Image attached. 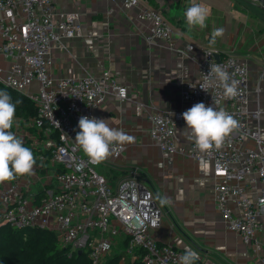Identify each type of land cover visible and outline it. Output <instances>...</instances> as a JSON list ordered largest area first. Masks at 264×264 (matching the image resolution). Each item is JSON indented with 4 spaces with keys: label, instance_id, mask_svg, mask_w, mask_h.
<instances>
[{
    "label": "built area",
    "instance_id": "obj_1",
    "mask_svg": "<svg viewBox=\"0 0 264 264\" xmlns=\"http://www.w3.org/2000/svg\"><path fill=\"white\" fill-rule=\"evenodd\" d=\"M123 2L128 7L141 5L140 0ZM140 16L150 24L146 41L172 44L173 30L160 11L142 8ZM82 36L78 10L58 9L55 0H0V85L24 93L37 110L16 115L11 129L32 150L37 164L33 175L0 184V227L53 230L70 255L86 250L90 264H101L119 238L127 240V253L144 264H179L184 250L151 234L161 225V209L152 190L141 182L139 168L112 182L76 145L81 116L101 119L95 111L112 93L129 98L127 86L109 68L79 77L53 74L52 50L64 49L66 39ZM187 49L193 51L194 45L189 43ZM191 57L198 65V78L183 82L180 108L147 113L149 136L166 153L212 161L219 179L214 189L219 213L229 230L255 247L264 264V187L255 197L247 189L251 181L264 184L262 113L249 106V67L234 55L218 59L211 50ZM216 63L239 81L234 98L224 97L209 73ZM199 102L223 107L239 123L219 149L200 152L181 130L186 125L182 113ZM125 150L126 145L102 163L115 162Z\"/></svg>",
    "mask_w": 264,
    "mask_h": 264
},
{
    "label": "crops",
    "instance_id": "obj_2",
    "mask_svg": "<svg viewBox=\"0 0 264 264\" xmlns=\"http://www.w3.org/2000/svg\"><path fill=\"white\" fill-rule=\"evenodd\" d=\"M140 1V6L128 7L123 0H55L58 9L80 11L84 36L66 39L64 49L52 50L51 70L57 77H79L109 68L127 86L129 98L112 93L95 112L110 127L133 137L122 156L109 162L111 176L116 179L139 168L141 182L152 190L161 209V225L151 229L156 239L182 250L190 247L202 264H262L255 247L227 228L216 207L219 179L212 161L162 151L149 136L147 113L181 107L183 82L199 76L193 54L211 50L219 58L234 55L249 67V106L261 109L264 140V9L256 0ZM191 3H202L210 16L206 28L189 33L183 13ZM142 8L161 12L173 30L171 45L161 39L146 41L150 24L140 16ZM214 27H222L224 33L210 47ZM189 43L193 51L187 49ZM263 187L259 180L247 184L252 197ZM158 195L168 203L161 206ZM260 218L264 228V213Z\"/></svg>",
    "mask_w": 264,
    "mask_h": 264
},
{
    "label": "clouds",
    "instance_id": "obj_3",
    "mask_svg": "<svg viewBox=\"0 0 264 264\" xmlns=\"http://www.w3.org/2000/svg\"><path fill=\"white\" fill-rule=\"evenodd\" d=\"M183 15L187 31L191 33L197 27L201 30L207 27L210 12L202 3H191ZM223 33L222 27H214L208 41L209 46H214L217 38L222 37ZM209 73L214 74L217 87L222 89L224 97L237 96L239 81L231 78L219 63L211 64ZM201 88L207 91L206 88ZM19 102L17 100L14 103L12 96L6 90L0 89V184L33 175L37 164L32 150L24 145L22 137L11 131L15 123L16 105ZM182 118L187 126L184 133L200 152L221 148L239 127L238 121L223 107L206 106L202 102L184 111ZM107 121L88 116H81L78 121L76 145L93 164L106 161L114 152L122 150L125 144L133 141V137L122 129L110 127ZM157 199L161 206L168 203L167 197L158 195ZM199 259L197 251L185 247L179 257V264H195Z\"/></svg>",
    "mask_w": 264,
    "mask_h": 264
},
{
    "label": "trees",
    "instance_id": "obj_4",
    "mask_svg": "<svg viewBox=\"0 0 264 264\" xmlns=\"http://www.w3.org/2000/svg\"><path fill=\"white\" fill-rule=\"evenodd\" d=\"M16 105V115L36 114L34 103L22 92L0 85ZM112 182L115 176H111ZM127 240L119 238L111 253L101 264H144L141 259L126 251ZM114 252V255H110ZM0 264H90L87 251L69 254L53 230L45 227H0Z\"/></svg>",
    "mask_w": 264,
    "mask_h": 264
},
{
    "label": "rangeland",
    "instance_id": "obj_5",
    "mask_svg": "<svg viewBox=\"0 0 264 264\" xmlns=\"http://www.w3.org/2000/svg\"><path fill=\"white\" fill-rule=\"evenodd\" d=\"M93 167L99 173L105 175L107 178H109L113 174V172H111V168H110L109 164H107V163L96 164V165H93ZM113 255H114V252L110 255V257Z\"/></svg>",
    "mask_w": 264,
    "mask_h": 264
},
{
    "label": "water",
    "instance_id": "obj_6",
    "mask_svg": "<svg viewBox=\"0 0 264 264\" xmlns=\"http://www.w3.org/2000/svg\"><path fill=\"white\" fill-rule=\"evenodd\" d=\"M256 1H257L258 4L264 9V0H256ZM216 57H217L218 59H220L218 55H216ZM81 252H82V251H79V253H81Z\"/></svg>",
    "mask_w": 264,
    "mask_h": 264
}]
</instances>
